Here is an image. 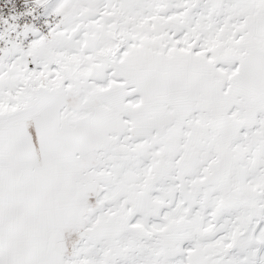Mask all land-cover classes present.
Wrapping results in <instances>:
<instances>
[{"label": "snow or ice", "instance_id": "obj_1", "mask_svg": "<svg viewBox=\"0 0 264 264\" xmlns=\"http://www.w3.org/2000/svg\"><path fill=\"white\" fill-rule=\"evenodd\" d=\"M0 264H264V0H3Z\"/></svg>", "mask_w": 264, "mask_h": 264}, {"label": "built area", "instance_id": "obj_2", "mask_svg": "<svg viewBox=\"0 0 264 264\" xmlns=\"http://www.w3.org/2000/svg\"><path fill=\"white\" fill-rule=\"evenodd\" d=\"M3 3V0H0V4H2ZM9 7H10V5H9ZM5 11H7V9H5Z\"/></svg>", "mask_w": 264, "mask_h": 264}]
</instances>
